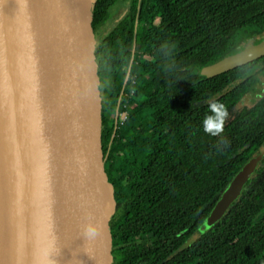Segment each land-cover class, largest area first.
<instances>
[{"label":"trees","instance_id":"1","mask_svg":"<svg viewBox=\"0 0 264 264\" xmlns=\"http://www.w3.org/2000/svg\"><path fill=\"white\" fill-rule=\"evenodd\" d=\"M123 1L92 5L121 264H264V158L220 222L174 254L264 142V55L201 74L244 49L242 34L264 39V0H128L110 26ZM209 102L227 112L216 136L201 124Z\"/></svg>","mask_w":264,"mask_h":264},{"label":"water","instance_id":"2","mask_svg":"<svg viewBox=\"0 0 264 264\" xmlns=\"http://www.w3.org/2000/svg\"><path fill=\"white\" fill-rule=\"evenodd\" d=\"M94 1L0 0V264H121ZM263 55L250 39L201 74ZM263 158L264 142L174 254L220 222Z\"/></svg>","mask_w":264,"mask_h":264},{"label":"clouds","instance_id":"3","mask_svg":"<svg viewBox=\"0 0 264 264\" xmlns=\"http://www.w3.org/2000/svg\"><path fill=\"white\" fill-rule=\"evenodd\" d=\"M227 117V112L222 104L209 102L208 111L202 117L201 124L203 130L210 135L216 136L223 132V121ZM227 145V141H223ZM82 231L85 236L91 237L96 234V226L87 221L82 226Z\"/></svg>","mask_w":264,"mask_h":264},{"label":"rangeland","instance_id":"4","mask_svg":"<svg viewBox=\"0 0 264 264\" xmlns=\"http://www.w3.org/2000/svg\"><path fill=\"white\" fill-rule=\"evenodd\" d=\"M128 6V0H124L123 2H120L119 4L115 5L112 9V18H111V21H110V26L111 24H114L121 16H122V13L124 12L123 10L125 8H127ZM108 26V28L110 27ZM249 39H253V37H251L250 35H246V34H242L240 36V40L239 42L243 41L246 39V41ZM249 41V40H248ZM248 43V42H247ZM264 79V78H263ZM264 87V86H263Z\"/></svg>","mask_w":264,"mask_h":264},{"label":"flooded vegetation","instance_id":"5","mask_svg":"<svg viewBox=\"0 0 264 264\" xmlns=\"http://www.w3.org/2000/svg\"><path fill=\"white\" fill-rule=\"evenodd\" d=\"M247 102H248V99H247V97L246 98H244L241 102H240V104H239V107H243L244 106V104H247Z\"/></svg>","mask_w":264,"mask_h":264},{"label":"built area","instance_id":"6","mask_svg":"<svg viewBox=\"0 0 264 264\" xmlns=\"http://www.w3.org/2000/svg\"><path fill=\"white\" fill-rule=\"evenodd\" d=\"M122 117H125L124 115H122Z\"/></svg>","mask_w":264,"mask_h":264}]
</instances>
